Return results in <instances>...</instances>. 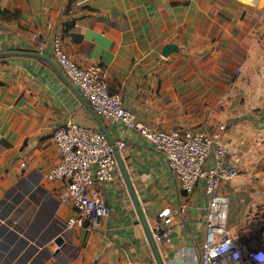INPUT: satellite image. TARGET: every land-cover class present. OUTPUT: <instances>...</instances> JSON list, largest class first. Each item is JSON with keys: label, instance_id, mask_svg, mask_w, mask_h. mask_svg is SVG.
Returning <instances> with one entry per match:
<instances>
[{"label": "crops", "instance_id": "crops-1", "mask_svg": "<svg viewBox=\"0 0 264 264\" xmlns=\"http://www.w3.org/2000/svg\"><path fill=\"white\" fill-rule=\"evenodd\" d=\"M239 1L251 6L236 0H0V9L13 12L0 16V51L38 52L32 33L42 32L48 41L42 53L52 55L57 32L77 62L103 67L108 88L121 92L138 120L162 129L226 124L222 140L231 143L238 168L220 188L229 198V222L236 242L264 248V0ZM169 43L178 49L164 55ZM72 120L100 128L47 60L0 54V264H158L119 163L101 186L110 212L100 225H62L74 211L59 200L60 181L45 173L59 161L54 130ZM101 120L111 137L127 143L120 156L151 230L157 224L171 229L170 241L156 242L164 264H200L203 186L186 195L164 154L140 131ZM46 201L48 211L57 202L47 224ZM62 235L64 248L55 249ZM44 247L51 255L35 262Z\"/></svg>", "mask_w": 264, "mask_h": 264}, {"label": "built area", "instance_id": "built-area-1", "mask_svg": "<svg viewBox=\"0 0 264 264\" xmlns=\"http://www.w3.org/2000/svg\"><path fill=\"white\" fill-rule=\"evenodd\" d=\"M50 27V25H48ZM38 52H43L48 41L42 32L32 33ZM51 61L78 89L90 107L103 120H121L128 128L140 131L161 151L169 169L175 174L182 191L188 195L201 184L207 196L205 210V239L201 249L200 264H264V248L246 247L236 242V230L228 218L229 198L220 191L224 181L238 174L230 142L222 140L226 124L216 128L208 123L189 129L155 128L137 119L123 101L120 91H112L99 64L82 65L64 48L60 33L51 40ZM240 69H237L239 72ZM53 141L59 161L45 173L51 181H60L59 200L69 205L74 213L64 220L66 229L98 227L109 212L101 186L111 180L118 162L115 145L126 148L124 139L113 144L101 129L85 126L72 120L57 127ZM186 203L181 205L184 210ZM170 207L162 214H167ZM152 234L157 243L171 240L168 226L156 225ZM62 242L55 249H62ZM124 264H134L127 260Z\"/></svg>", "mask_w": 264, "mask_h": 264}, {"label": "water", "instance_id": "water-1", "mask_svg": "<svg viewBox=\"0 0 264 264\" xmlns=\"http://www.w3.org/2000/svg\"><path fill=\"white\" fill-rule=\"evenodd\" d=\"M178 49V45L175 44V43H169L164 49H163V54L164 55H168L171 51L173 50H177ZM26 53V54H31V55H34V56H37V57H41L45 60H47L49 63H51L60 73L61 75L64 77L65 80H67L72 88L75 90V92L79 95V97L84 101V103L90 108V110L92 111L95 119L97 120L100 128L108 135V137L110 138V140L112 141L113 144L116 143V139L111 137L110 133L108 132L107 128L105 127L103 121L101 120V118L99 117V115L90 107V105L88 104V102L85 100V98L80 94V92L78 91V89L62 74V72L60 71V69L51 61L50 57L47 56L46 54L44 53H41V52H37V51H27V52H23V51H0V54H9V53ZM115 155H116V158H117V161L119 163V166L121 168V171L124 175V178L126 180V183H127V186H128V189L131 193V196H132V199L134 201V204H135V207L137 209V212H138V215L141 219V222L144 226V229L146 231V234H147V237L151 243V246L153 248V251H154V254H155V257H156V260H157V263L158 264H164V261L160 255V252L158 250V245L153 237V234H152V230H151V227L147 221V218L144 214V211L139 203V200H138V196L136 194V191L133 187V184L131 182V179H130V176L128 175L124 165H123V161L121 159V156H120V150L117 148V146L115 145ZM63 238L62 237H59L56 239L57 243H60L62 242Z\"/></svg>", "mask_w": 264, "mask_h": 264}, {"label": "trees", "instance_id": "trees-1", "mask_svg": "<svg viewBox=\"0 0 264 264\" xmlns=\"http://www.w3.org/2000/svg\"><path fill=\"white\" fill-rule=\"evenodd\" d=\"M10 14H13V12H11V11H9V10H7V9H0V16H3V17H8V16H10ZM53 200V199H52ZM47 202H49V201H46V214H45V223L47 224L48 222H49V218H50V216L52 215V212L54 211V209L56 210V204H57V202L56 201H54L53 203V206H51L50 208H51V210L50 211H48L47 210V208H48V205L49 204H47ZM63 225V224H62ZM62 228V227H61ZM261 229H262V231H264V224H262V227H261ZM17 251V248H14V249H12L11 251H10V256L13 254V253H15ZM42 255L41 256H39L37 259L36 258H33V260L35 261V262H38V263H40V262H42V260L40 261V258H42V259H44V258H48L50 255H51V253L48 251V249L46 248V247H44L43 249H42ZM26 253H28V255H32L33 254V251H32V248H30V251H28V252H26ZM21 261H23V260H21Z\"/></svg>", "mask_w": 264, "mask_h": 264}, {"label": "rangeland", "instance_id": "rangeland-1", "mask_svg": "<svg viewBox=\"0 0 264 264\" xmlns=\"http://www.w3.org/2000/svg\"><path fill=\"white\" fill-rule=\"evenodd\" d=\"M236 1L239 2V3H241L242 5H246V6H248V7L251 6V4H245V3L240 2L239 0H236ZM262 5H263V4H262ZM260 6H261V5H260ZM63 248H64V247H63ZM63 248H62V249H63Z\"/></svg>", "mask_w": 264, "mask_h": 264}]
</instances>
